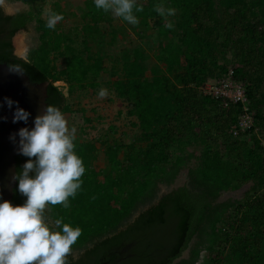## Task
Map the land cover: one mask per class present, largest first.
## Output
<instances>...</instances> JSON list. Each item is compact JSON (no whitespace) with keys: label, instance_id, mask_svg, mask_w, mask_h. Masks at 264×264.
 Returning a JSON list of instances; mask_svg holds the SVG:
<instances>
[{"label":"trees","instance_id":"obj_1","mask_svg":"<svg viewBox=\"0 0 264 264\" xmlns=\"http://www.w3.org/2000/svg\"><path fill=\"white\" fill-rule=\"evenodd\" d=\"M9 1L28 10L7 15L0 7V64L19 66L31 83L46 84V107L70 115L71 127L88 124L84 111L73 110L54 83L67 85L69 95L92 94L106 72V58L91 51L90 39L76 48L59 28L48 29L36 8L44 0ZM137 3L143 6L138 25L149 28L148 37L165 39L159 43L164 69L146 67L139 48L119 56L110 90L135 119L139 135L122 143L108 135L97 140L108 164L105 173L94 167L96 142L75 139L86 169L82 186L69 197V208L44 210L50 228L62 218L82 230L66 264H196L202 252L208 264H264V0ZM157 4L176 10L167 21L172 29L154 10ZM82 18L89 22L87 31L98 32L101 24L112 28L111 13L97 10L94 0L85 2ZM31 25L40 44L27 59L18 58L12 39ZM109 34L113 43L115 34ZM56 58L64 62L61 69ZM229 72L243 84L254 120L243 136L231 134L241 106L223 107L201 90ZM27 159L14 157L15 175ZM184 169L185 182L171 188ZM248 184L240 200L219 201L222 193ZM17 188L18 181L9 200L14 206L26 200Z\"/></svg>","mask_w":264,"mask_h":264},{"label":"clouds","instance_id":"obj_2","mask_svg":"<svg viewBox=\"0 0 264 264\" xmlns=\"http://www.w3.org/2000/svg\"><path fill=\"white\" fill-rule=\"evenodd\" d=\"M97 10L111 13L130 25L139 23L136 13L143 12L137 0H94ZM168 20L175 9L157 4L154 9ZM62 14L49 12L46 27L54 30L63 20ZM166 27L173 28L171 22ZM11 71L23 72L19 66ZM108 95L100 89L98 97ZM11 109L17 102L5 98ZM30 113L16 107L13 123L27 124ZM19 154L27 157L22 169L14 176L18 181L17 191L24 197L22 205L14 206L9 201L0 202V264H66V257L82 234L79 227L73 228L62 218L49 226L44 210L49 205L70 207L69 197L75 198L82 186L81 177L86 169L83 160L75 151V128H69L62 111L54 106L46 107L43 115L34 119V127L21 128Z\"/></svg>","mask_w":264,"mask_h":264},{"label":"rangeland","instance_id":"obj_3","mask_svg":"<svg viewBox=\"0 0 264 264\" xmlns=\"http://www.w3.org/2000/svg\"><path fill=\"white\" fill-rule=\"evenodd\" d=\"M87 0H44L43 3H37L36 8L39 10V19L47 23L48 13L57 8L58 14H62L64 17L62 21L58 22L56 27L59 28L64 34L68 35L72 41V46L78 48L84 39H90V49L93 53H99L106 58V72L104 77L99 80V86L92 94L88 95L87 92H75L69 95L67 92V85L63 82H56V86L65 96L67 103L71 104L73 110L82 109L85 116L90 119L88 124H77L76 126H70L71 116L64 114L68 127L75 128V139L78 141H93L96 145V159L94 161V167L97 171L105 173L108 164L103 155V148L100 142L105 135L110 137L109 139L117 140L119 143L128 142L130 138L139 135V130L132 126L135 123L134 118L127 116L126 107L115 99L113 91L110 90L115 78L111 77V73H117L119 56L125 50H132L139 48L144 52L146 61L144 65L148 68H155L163 70L164 66L161 61V53L159 49V43H165V39L153 38L148 35L149 28L141 25H130L127 22L123 23L111 14L113 23L111 29H104L103 25L99 26L98 32H90L85 29V26L89 22L83 21L82 14L84 11V4ZM0 7L7 15H13L17 12L27 11L28 6L20 2H11L9 0H0ZM171 16L168 17L169 21ZM163 21L165 19L163 18ZM165 21V22H167ZM152 22H150L151 24ZM155 31V30H154ZM115 34V40L110 43V34ZM91 34V36H90ZM12 44L14 48V55L21 59H27L31 50L36 49L39 46L38 33L35 31L34 26H29L26 31L17 33L13 39ZM61 58H56L54 64L58 69H61L63 65ZM100 89H106L108 95L103 99L98 97ZM120 112V113H119ZM114 129V134L109 133V129ZM245 134V133H243ZM242 135V134H241ZM243 136V135H242ZM247 139V135L244 136ZM111 139V140H112ZM195 156L198 155L197 149H192ZM194 160L188 163V166L194 165ZM186 179V169L182 170L175 180L171 188L181 186ZM249 184L243 186L237 191L224 192L221 194L219 201L227 200H240L249 189ZM76 257V254H73ZM187 257L185 252L182 258ZM196 264H208L207 256L204 252L200 254V257Z\"/></svg>","mask_w":264,"mask_h":264},{"label":"water","instance_id":"obj_4","mask_svg":"<svg viewBox=\"0 0 264 264\" xmlns=\"http://www.w3.org/2000/svg\"><path fill=\"white\" fill-rule=\"evenodd\" d=\"M6 64H0V202L9 201L16 184L14 157L19 154L21 128L34 127V119L43 115L46 109V84H33L22 72H14ZM5 98L17 102L11 109ZM23 108L31 115L27 124L13 123L16 107Z\"/></svg>","mask_w":264,"mask_h":264},{"label":"built area","instance_id":"obj_5","mask_svg":"<svg viewBox=\"0 0 264 264\" xmlns=\"http://www.w3.org/2000/svg\"><path fill=\"white\" fill-rule=\"evenodd\" d=\"M203 94L221 101L223 107L229 104L241 106V113L237 118L236 124L231 128V134L235 137L247 133L254 127L252 114L248 110V99L242 83L236 82L228 76L220 80H209L201 88Z\"/></svg>","mask_w":264,"mask_h":264}]
</instances>
